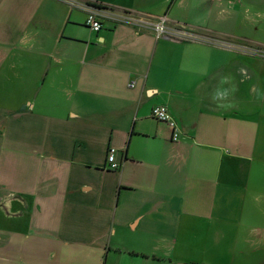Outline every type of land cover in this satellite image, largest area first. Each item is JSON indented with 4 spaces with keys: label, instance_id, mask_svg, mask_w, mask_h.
<instances>
[{
    "label": "crops",
    "instance_id": "1",
    "mask_svg": "<svg viewBox=\"0 0 264 264\" xmlns=\"http://www.w3.org/2000/svg\"><path fill=\"white\" fill-rule=\"evenodd\" d=\"M0 264H264V0H0Z\"/></svg>",
    "mask_w": 264,
    "mask_h": 264
},
{
    "label": "built area",
    "instance_id": "2",
    "mask_svg": "<svg viewBox=\"0 0 264 264\" xmlns=\"http://www.w3.org/2000/svg\"><path fill=\"white\" fill-rule=\"evenodd\" d=\"M70 1V0H68ZM74 6L81 7L86 12V20L85 24L87 27L92 29L95 32H99L102 28L104 23H112L113 25L119 24H133L136 26H150L157 37L166 36L172 33H180L178 31H173L172 29L167 28L166 21L161 18L157 22H150L149 19L146 17H139L137 15L131 14L127 11H117L106 7H97L92 5H80L77 3L71 2ZM134 84L130 83L129 87H133ZM151 117L154 118L158 122H165L167 123L172 132L173 140L177 139L178 134L174 129V125L172 122L169 121L167 110L163 106H155L151 110ZM107 165L109 169H117L118 165L114 161V151L109 149L107 151Z\"/></svg>",
    "mask_w": 264,
    "mask_h": 264
},
{
    "label": "trees",
    "instance_id": "3",
    "mask_svg": "<svg viewBox=\"0 0 264 264\" xmlns=\"http://www.w3.org/2000/svg\"><path fill=\"white\" fill-rule=\"evenodd\" d=\"M92 6H97V7H100V5H92Z\"/></svg>",
    "mask_w": 264,
    "mask_h": 264
}]
</instances>
